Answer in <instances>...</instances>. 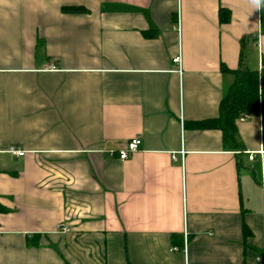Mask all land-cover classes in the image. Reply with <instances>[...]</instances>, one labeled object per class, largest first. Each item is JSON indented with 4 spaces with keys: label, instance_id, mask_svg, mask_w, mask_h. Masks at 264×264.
Masks as SVG:
<instances>
[{
    "label": "crops",
    "instance_id": "crops-1",
    "mask_svg": "<svg viewBox=\"0 0 264 264\" xmlns=\"http://www.w3.org/2000/svg\"><path fill=\"white\" fill-rule=\"evenodd\" d=\"M262 10L0 0V264H264V111L237 122L238 148L190 125L219 116L221 64L261 70Z\"/></svg>",
    "mask_w": 264,
    "mask_h": 264
},
{
    "label": "trees",
    "instance_id": "trees-1",
    "mask_svg": "<svg viewBox=\"0 0 264 264\" xmlns=\"http://www.w3.org/2000/svg\"><path fill=\"white\" fill-rule=\"evenodd\" d=\"M64 12L86 13L88 10L83 6H64ZM229 10L220 8V22L229 20ZM261 31L264 41V0L261 16ZM243 48L245 40L241 39ZM264 48V43H263ZM222 73H232L234 81L229 86L222 98L219 107V116L213 119L192 122L190 125L195 129H219L223 133V141L226 147L238 148L237 119L243 113L253 114L260 108L264 111V56H262L261 70H251L242 65V68L231 70L221 64ZM5 208L0 205V211Z\"/></svg>",
    "mask_w": 264,
    "mask_h": 264
},
{
    "label": "built area",
    "instance_id": "built-area-1",
    "mask_svg": "<svg viewBox=\"0 0 264 264\" xmlns=\"http://www.w3.org/2000/svg\"><path fill=\"white\" fill-rule=\"evenodd\" d=\"M176 27H177L178 30H180V22L179 21H178ZM256 36H257V41H258L257 42V45H258L259 49H262L263 48V34H262V31H261V27H260V29H258V32H257V35ZM173 61L178 64L179 69L181 71V63H182L181 55L176 56L173 59ZM250 117H251V114L250 113H243L237 119V122H243V121H245L246 119H248ZM140 147H141V140L140 139H137V138H134L131 141H129L124 148L119 149L118 151H111L110 153L112 155L117 154L118 157L121 160H127V159H129V157L133 153H135L136 151H138L140 149ZM9 152L12 153L15 156H18V157L24 156L26 154V151L23 150V149H21L18 146H11L9 148ZM255 155H256V153L251 152L250 155H249L250 159H254L255 158ZM58 231L59 232H62V233H68V232H70V227L67 224H65V223H60L58 225ZM186 243L187 242L185 240V245H184V251L185 252L187 251V244ZM175 249H178V248H175Z\"/></svg>",
    "mask_w": 264,
    "mask_h": 264
}]
</instances>
